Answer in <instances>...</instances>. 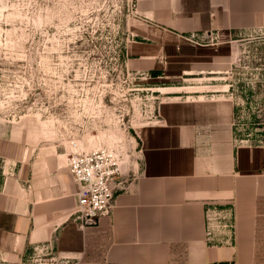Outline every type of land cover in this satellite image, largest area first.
Masks as SVG:
<instances>
[{
  "label": "crops",
  "instance_id": "crops-1",
  "mask_svg": "<svg viewBox=\"0 0 264 264\" xmlns=\"http://www.w3.org/2000/svg\"><path fill=\"white\" fill-rule=\"evenodd\" d=\"M135 1L139 26L124 59L138 71L195 57L191 33L229 44L264 29V0ZM189 97L158 105L138 135V174L97 226L74 220L78 184L66 164L31 147L23 154L21 135H0V264L23 263L51 241L56 259L86 264H221L253 254L264 236V150L235 142V104L221 90ZM209 205L234 208L233 246L207 241Z\"/></svg>",
  "mask_w": 264,
  "mask_h": 264
},
{
  "label": "rangeland",
  "instance_id": "rangeland-1",
  "mask_svg": "<svg viewBox=\"0 0 264 264\" xmlns=\"http://www.w3.org/2000/svg\"><path fill=\"white\" fill-rule=\"evenodd\" d=\"M136 15L135 0H0V135H21L23 154L35 148L64 167L72 138L120 149L128 185L136 159L124 152L138 151L158 105L218 89L235 104L236 143L263 146L264 29L229 44L203 34L195 57L138 71L124 59ZM213 54L232 63L204 60ZM240 257L221 264H264V236Z\"/></svg>",
  "mask_w": 264,
  "mask_h": 264
},
{
  "label": "built area",
  "instance_id": "built-area-1",
  "mask_svg": "<svg viewBox=\"0 0 264 264\" xmlns=\"http://www.w3.org/2000/svg\"><path fill=\"white\" fill-rule=\"evenodd\" d=\"M210 35L214 39L217 38L216 34ZM187 39L195 44L204 40L203 34L198 33H191ZM68 145L70 150L65 154L66 168L78 184L74 220L82 227L97 226L103 218L111 216L117 193L127 190L129 185L126 180L121 179V166L124 162L121 161L120 149L104 147L84 150L76 138L69 140ZM261 148L264 150V145ZM124 154L128 158L133 156L136 159V170H133L135 177L142 160L141 148L135 151L136 156L132 150L125 151ZM206 239L211 245L236 244L237 227L233 207H207ZM54 249V241L37 245L31 256L20 264H86L66 257L56 259Z\"/></svg>",
  "mask_w": 264,
  "mask_h": 264
}]
</instances>
